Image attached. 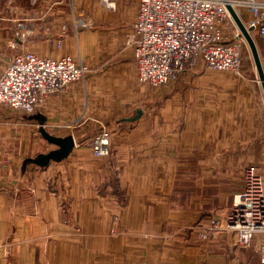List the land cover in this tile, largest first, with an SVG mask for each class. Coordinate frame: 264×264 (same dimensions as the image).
<instances>
[{"label": "crops", "instance_id": "crops-1", "mask_svg": "<svg viewBox=\"0 0 264 264\" xmlns=\"http://www.w3.org/2000/svg\"><path fill=\"white\" fill-rule=\"evenodd\" d=\"M138 11V0H0V73L13 42L17 54L71 56L89 69L84 81L46 98L36 113L45 116L51 134L74 136L73 153L47 168L24 164L19 176L10 170L0 183V264H123L118 254L104 253V244L129 242L125 232L148 213L151 199L172 189L170 164L135 138L142 128H123L110 156L96 158L91 146L98 131L129 117L145 96L131 43ZM242 20L250 26L247 15ZM23 21L29 37L20 41L14 32ZM192 133L187 140L196 150L186 156L196 153L204 165L205 131ZM14 134V128H0V149L10 148Z\"/></svg>", "mask_w": 264, "mask_h": 264}, {"label": "rangeland", "instance_id": "rangeland-1", "mask_svg": "<svg viewBox=\"0 0 264 264\" xmlns=\"http://www.w3.org/2000/svg\"><path fill=\"white\" fill-rule=\"evenodd\" d=\"M24 21L14 32L20 41L29 37L19 35L25 33L20 27ZM252 34L262 53L264 42ZM13 45L7 44L12 57L17 54V44ZM242 58L238 74L197 66L163 86L143 85L145 96L135 107L142 109L143 115L134 127L142 132L135 138L148 141L152 155L170 164L175 181L171 190L151 199L148 213L140 214V220L131 224L130 232H125L129 242L104 244L105 254H114L112 258L118 254L123 264H261L263 234L242 246L234 233L211 227L214 220L225 224L241 188L244 168L257 165L264 171V93L248 44ZM261 61L264 68L263 56ZM2 107L0 121L11 125L0 123V128H14L16 134L10 148L0 149V183L10 170L12 176H19L27 158L56 149L39 133L38 121L30 119L36 113L27 115ZM109 127L113 133L108 156L114 152L113 141L122 140L115 136L130 128ZM197 129L206 134L204 165L197 164L196 153L193 158L186 156L191 147L196 150L191 146L195 141L187 136L193 131L195 137ZM170 141L172 145H166ZM151 240L158 243H148Z\"/></svg>", "mask_w": 264, "mask_h": 264}, {"label": "built area", "instance_id": "built-area-1", "mask_svg": "<svg viewBox=\"0 0 264 264\" xmlns=\"http://www.w3.org/2000/svg\"><path fill=\"white\" fill-rule=\"evenodd\" d=\"M138 2L131 43L135 47L139 80L143 84L163 86L186 69L197 66L238 74L247 41L228 6L241 20L243 14L247 15L251 24L244 25L246 28L254 26V33L264 42V0ZM20 27L25 33L19 35L25 38L27 30L24 25ZM257 48L260 57H264V50L260 53L258 44ZM88 73L89 69L71 56L52 59L32 52L18 53L9 58L5 70L0 73V105L24 114H35L46 98L84 81ZM110 140L111 133L107 129L97 133L91 144L94 155L108 156ZM211 227L234 233L242 246L264 235V171L257 165L244 168L242 188L234 198L225 224L214 220ZM261 264H264V256Z\"/></svg>", "mask_w": 264, "mask_h": 264}, {"label": "water", "instance_id": "water-1", "mask_svg": "<svg viewBox=\"0 0 264 264\" xmlns=\"http://www.w3.org/2000/svg\"><path fill=\"white\" fill-rule=\"evenodd\" d=\"M228 10L237 24L241 34L247 41V44L251 50L252 57L254 59V63L257 69V73L259 76V80L262 85L263 93H264V68L262 65V61L258 52L256 41L252 35V32L255 31V27L252 26L250 28H246L236 11L228 6ZM143 115L142 109H136L133 114L129 117L118 116L109 126H111L114 130L116 126L125 124L130 128H134L135 125L139 122ZM30 119H34L38 121L39 133L42 135L43 139H45L49 144L55 145L56 149L49 151L48 153H40L35 158H27L24 161L25 165H34L40 168H47L52 162L59 163L63 160L67 159L76 148V140L73 135H67L65 137H59L51 134L45 128L46 118L43 114H35L30 116Z\"/></svg>", "mask_w": 264, "mask_h": 264}, {"label": "bare ground", "instance_id": "bare-ground-1", "mask_svg": "<svg viewBox=\"0 0 264 264\" xmlns=\"http://www.w3.org/2000/svg\"><path fill=\"white\" fill-rule=\"evenodd\" d=\"M28 115V114H27Z\"/></svg>", "mask_w": 264, "mask_h": 264}]
</instances>
